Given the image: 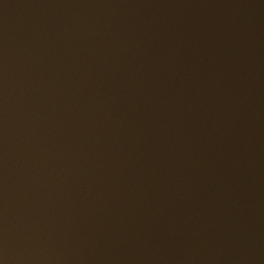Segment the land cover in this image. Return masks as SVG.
<instances>
[{"label":"water","instance_id":"water-1","mask_svg":"<svg viewBox=\"0 0 264 264\" xmlns=\"http://www.w3.org/2000/svg\"><path fill=\"white\" fill-rule=\"evenodd\" d=\"M0 264H264V0H0Z\"/></svg>","mask_w":264,"mask_h":264}]
</instances>
